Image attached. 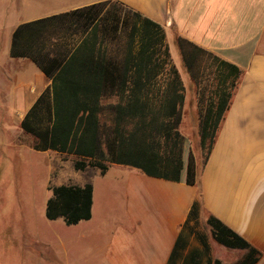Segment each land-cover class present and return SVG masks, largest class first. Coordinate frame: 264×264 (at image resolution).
<instances>
[{
	"label": "crops",
	"instance_id": "obj_1",
	"mask_svg": "<svg viewBox=\"0 0 264 264\" xmlns=\"http://www.w3.org/2000/svg\"><path fill=\"white\" fill-rule=\"evenodd\" d=\"M44 1L7 0L3 9L8 31L4 36L0 28V110H17L20 125L53 81L31 56L12 53L15 30L107 0ZM110 1L160 24L167 36L185 38L236 65L241 73L208 158L196 160L197 183H188L185 171L173 180L121 163H110L104 174L91 165L80 170L83 176L74 185H93L92 217L75 224L87 225L92 244L88 260L80 262L239 264L248 249L220 241L209 221L213 218L223 227L222 238L236 233L261 253L255 264L264 263V0ZM25 38L20 36L16 45ZM70 38L80 41L78 34ZM5 117L12 120V115ZM62 184L68 183L57 181Z\"/></svg>",
	"mask_w": 264,
	"mask_h": 264
},
{
	"label": "trees",
	"instance_id": "obj_2",
	"mask_svg": "<svg viewBox=\"0 0 264 264\" xmlns=\"http://www.w3.org/2000/svg\"><path fill=\"white\" fill-rule=\"evenodd\" d=\"M106 3L101 1L43 17L23 23L15 30L12 53L31 56L53 81L52 88H47L26 113L21 127L35 137L36 150L53 149L89 158L75 160L78 170L91 165L104 174L110 163H121L173 180H179L185 171L186 181L195 184L196 161L192 154L186 161L183 159V136L178 130L184 92L180 85L165 94L149 87L152 81L149 67L164 39V29L121 4L126 8L124 28L129 30L127 53L123 62L109 58L104 51L107 32L100 29ZM79 30L86 34L78 44L73 43L70 37ZM20 36L27 38L23 45L17 46ZM178 43L194 79L198 77L194 66H200L203 55L210 56L216 64V98L205 106L200 120L201 144L207 159L241 70L185 38L179 37ZM165 54H169L167 45ZM172 72L179 77L176 69ZM110 92H118L120 100L106 107L103 99ZM106 110L112 111L109 121L102 116ZM51 191L46 204L49 219L62 217L67 224H76L92 217L91 183L55 185ZM209 221L220 241L248 249L239 264L258 261L259 250L234 232L230 239L222 238L223 227L213 218Z\"/></svg>",
	"mask_w": 264,
	"mask_h": 264
},
{
	"label": "rangeland",
	"instance_id": "obj_3",
	"mask_svg": "<svg viewBox=\"0 0 264 264\" xmlns=\"http://www.w3.org/2000/svg\"><path fill=\"white\" fill-rule=\"evenodd\" d=\"M6 1L0 0V28L4 36L8 31L3 29L7 22L3 19ZM125 9L107 0L100 18V29L107 32L105 54L121 62L127 53L129 32L124 28ZM164 33V39L157 46L155 64L149 67L152 75L149 87L165 94L166 90L180 85L185 95L178 126L183 136V159L186 161L192 154L195 161H203L206 149L199 139L200 120L205 106L216 98V64L210 56L203 55L200 66H194L198 76L197 80L194 79L184 62L178 38L172 33L168 36ZM76 34L81 39L86 32L79 30ZM165 45L168 46V56ZM173 68L178 71V78L174 76ZM119 100L118 92H110L103 102L107 107ZM6 114L12 115L11 121ZM102 116L109 121L112 111L106 110ZM34 142L35 137L21 127L17 110H0V264H85L80 261L88 260V246L92 247L87 237V225L67 224L61 218L46 216L51 187L57 185V181L75 184L81 180L83 172L75 168L77 158L74 156L56 151H36L32 148Z\"/></svg>",
	"mask_w": 264,
	"mask_h": 264
}]
</instances>
